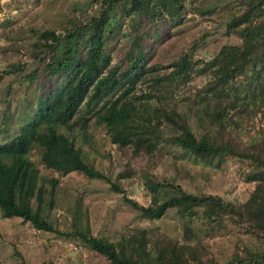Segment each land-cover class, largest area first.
<instances>
[{"label": "trees", "instance_id": "16d2710c", "mask_svg": "<svg viewBox=\"0 0 264 264\" xmlns=\"http://www.w3.org/2000/svg\"><path fill=\"white\" fill-rule=\"evenodd\" d=\"M94 4L97 9L90 15L76 5L74 13L85 19L75 15L62 33L34 30L38 38L32 68L27 70L29 64L22 63L0 72V82L21 78L16 92L32 86L38 93L33 101L23 89L15 92L21 100L17 110L9 106L12 86L1 96L7 104L0 124L2 217L20 218L38 231L79 240L105 264H264V195L259 192H264V138L245 145L236 134L242 123L264 116V0H94ZM234 4L240 6L238 13ZM190 12L217 23L222 32L207 31L168 64L153 63L148 40L169 25H179ZM120 33L130 44L121 63L113 66L107 49ZM220 35L228 41L213 49L211 42L217 43ZM196 73L210 74L211 79L176 98L171 85L186 88ZM147 84L154 92L142 90L138 95L139 85ZM155 99L159 105L151 104ZM92 123L104 125L111 142L130 159L114 180L89 162L78 146L79 135L92 140ZM5 132L11 136L5 137ZM168 147V153L174 149L219 169L229 158L246 163L250 168L246 181L257 184L252 198L259 207L251 212L218 195L189 192L177 178L161 179L148 168L142 177L150 205L126 196L119 182L137 174L131 161L153 158ZM33 155L60 177L80 173L106 182L142 219L160 220L176 211L185 221L183 241L157 247L150 259L144 231L140 237L129 231L118 241L90 231L61 232L54 216L60 178L43 179ZM177 177L186 178L180 169ZM196 218L202 221L197 231L192 226ZM218 235L235 240L230 238L231 247L216 252L206 240Z\"/></svg>", "mask_w": 264, "mask_h": 264}, {"label": "rangeland", "instance_id": "374dc122", "mask_svg": "<svg viewBox=\"0 0 264 264\" xmlns=\"http://www.w3.org/2000/svg\"><path fill=\"white\" fill-rule=\"evenodd\" d=\"M94 0H13L1 4L0 9V72L22 63H28L27 70L34 66L31 55L33 44L37 40L35 31L55 29L58 33L68 26V21L75 15L85 19L78 12L74 13V7L79 5L81 9L87 10V14H94L97 5ZM240 6L234 4L233 11L239 12ZM218 28V30L216 29ZM124 30H128L124 26ZM207 31L212 33L222 32L220 26L215 22L205 21L199 14L192 12L184 17L179 25H169L163 29L160 35L148 40L152 47V62L168 64L174 60L182 51H186L192 42L201 37ZM215 41V40H214ZM211 42V47L218 48L228 39L220 35L216 41ZM130 42L121 33L117 35L108 45L107 51L112 57V65H119L129 48ZM211 48V49H212ZM212 49V50H213ZM161 73L168 72L161 70ZM21 78L6 77L0 82V124L2 114L7 104L2 97L8 87L14 93L10 96L11 109H20V99H17L15 84ZM211 79L210 74H194L192 81L185 88L182 85L171 89L176 98L187 94V91L195 92L205 86ZM23 89L33 101L37 100L38 93L32 86L19 87L16 93ZM152 91L149 85H139L137 94L141 91ZM39 92V91H38ZM167 96L169 94H166ZM151 104L159 105L157 99ZM16 121L17 119L12 118ZM17 128V126H15ZM237 128V127H236ZM264 116L259 114L253 122H244L240 125L236 134L243 144L261 142L264 138ZM90 136L92 140L83 139L78 136L77 143L88 161L96 168L103 171L113 180L126 169L130 161L122 151L111 142L110 136L104 125L91 124ZM5 137L11 135L4 133ZM2 133H0V138ZM7 139V138H6ZM3 140V139H1ZM170 148L162 149L161 153L153 158H135L132 168L137 172L132 178L124 179L119 185L126 191V196L137 201L143 206H149L151 195L146 190L142 172L148 168L151 174L161 179H178L189 192L196 194H214L224 198L226 201H236L254 212L259 206L252 198V194L258 190L257 184L248 183L246 174L250 168L246 163L238 159L229 158L222 167L216 168L196 163L194 159L184 156L182 152ZM167 152V153H166ZM32 160L37 162L40 176L47 180L60 178L56 189V210L54 213L57 227L61 232H72L75 230L90 231L94 236L108 238L118 241L125 234L133 231L136 236L145 237L147 252L150 259L156 254L157 247L165 246L170 242L183 241L185 221L174 210L160 220L142 219L140 213L126 204L123 195L109 190V185L100 180H90L80 173H71L60 177L58 173L45 169L39 163L38 155H33ZM178 169L185 174L182 180L177 177ZM188 173V174H187ZM182 176V175H181ZM48 183L45 182L47 189ZM49 187V185H48ZM264 195L263 191H259ZM192 226L197 230L202 228V221L194 219ZM232 235L214 236L206 242L213 246L214 251H219L225 246L231 247ZM170 245V244H169ZM227 256V253H226ZM105 264V261L91 250L86 244L74 238H67L55 233L36 230L29 223H24L20 218L5 219L0 211V263L2 264Z\"/></svg>", "mask_w": 264, "mask_h": 264}, {"label": "built area", "instance_id": "2783aa9c", "mask_svg": "<svg viewBox=\"0 0 264 264\" xmlns=\"http://www.w3.org/2000/svg\"><path fill=\"white\" fill-rule=\"evenodd\" d=\"M13 0H1V4L3 5L4 3L12 2Z\"/></svg>", "mask_w": 264, "mask_h": 264}]
</instances>
